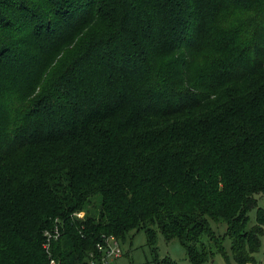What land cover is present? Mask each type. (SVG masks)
<instances>
[{"label":"trees","instance_id":"16d2710c","mask_svg":"<svg viewBox=\"0 0 264 264\" xmlns=\"http://www.w3.org/2000/svg\"><path fill=\"white\" fill-rule=\"evenodd\" d=\"M259 194L264 0H0V264H88L131 230L253 264Z\"/></svg>","mask_w":264,"mask_h":264},{"label":"rangeland","instance_id":"374dc122","mask_svg":"<svg viewBox=\"0 0 264 264\" xmlns=\"http://www.w3.org/2000/svg\"><path fill=\"white\" fill-rule=\"evenodd\" d=\"M20 158V154L16 153L14 160L16 161V159ZM256 200L258 207L260 206L264 208L263 195H256ZM99 202V198L94 199V202L88 208L90 213L98 215ZM255 212L256 208L248 211L247 214L249 221L247 227L256 224ZM73 215L78 219H83L85 211L82 210L81 212L74 213ZM210 225L217 234H220L222 237H224L223 234L226 229L225 223L211 220ZM154 238L155 242L150 244L143 230H131L130 232L126 233L124 239H120L122 254L116 259L115 264H166L164 259H169L176 264H192L187 259L185 249L178 239L174 238L171 240H166L165 237H163L157 230L154 234ZM230 247V237L228 236L222 238V249L229 256V264H236L235 260L233 259ZM213 252L214 254L212 259L204 264H226L222 253L216 252L214 250ZM254 256L255 263L253 264H264V233L261 237L260 249L257 253H255Z\"/></svg>","mask_w":264,"mask_h":264},{"label":"built area","instance_id":"2783aa9c","mask_svg":"<svg viewBox=\"0 0 264 264\" xmlns=\"http://www.w3.org/2000/svg\"><path fill=\"white\" fill-rule=\"evenodd\" d=\"M60 235L61 230L58 225L43 232L45 241L43 246L46 252H49L51 240L57 239ZM121 254L120 240L113 235H103L101 240L96 244L95 251L89 253L88 264H115L116 259L119 258ZM50 264H56L53 258Z\"/></svg>","mask_w":264,"mask_h":264}]
</instances>
